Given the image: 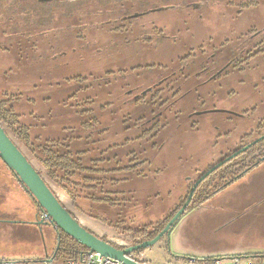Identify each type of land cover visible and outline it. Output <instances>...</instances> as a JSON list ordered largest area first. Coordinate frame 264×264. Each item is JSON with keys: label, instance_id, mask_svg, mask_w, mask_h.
Instances as JSON below:
<instances>
[{"label": "rangeland", "instance_id": "1", "mask_svg": "<svg viewBox=\"0 0 264 264\" xmlns=\"http://www.w3.org/2000/svg\"><path fill=\"white\" fill-rule=\"evenodd\" d=\"M30 1L20 0L18 7L17 1L0 0V101L9 102V107L21 116V124L29 127L31 138L68 139L72 153L87 150L83 165H89L98 156V146L83 138L81 124L87 117L80 115L84 106L76 105L91 98V110L104 125L120 121L128 113L135 119L146 111L145 118L149 119L151 108L124 106L125 94L137 95L168 75L162 71L134 73L106 87H98L93 80L110 71L129 70L137 64L169 69L177 60L189 55L197 60L189 67L188 76L204 71L199 80L205 81L208 78L206 66L208 70L212 55L216 57L210 71H218L215 76L223 72L219 81L200 88L199 96L194 92L198 83L193 79L182 86V92L188 94L172 113L184 115H179L178 121L163 130L158 143L156 141L157 149L138 147L142 158L151 162L146 178H130L115 188L130 200L123 210L78 200L81 212L112 222L103 225L111 233L110 243L122 248L133 246L130 234L125 232L127 228L137 230L168 216L184 202L200 173L264 134L261 123L264 122V58H252L243 72L229 74L226 70L229 60L239 61L244 58L242 52L259 43L264 46V0H253L256 6L241 12L236 5L249 0H77L66 5L35 1L31 4ZM30 8L35 12L46 11L49 23L39 20L40 16L34 17L28 12ZM126 15L139 17L130 22L125 32H115L124 26L122 18ZM225 74L229 75L224 77ZM75 76L89 78V81L82 85L66 81ZM90 85L92 87L85 92L84 88ZM212 91L214 96L207 99L206 114L193 117L192 112L203 109L196 99L203 100ZM71 96L75 99H69ZM106 104L113 105L114 110L109 111L107 107L100 111ZM165 116L167 118L168 114ZM126 120V125L131 126L132 120ZM111 132L103 136L99 148L121 143L131 136L125 134L121 126L115 138L111 137ZM11 137L42 173L52 191L60 196L62 190L47 179L34 157ZM131 150H134L132 145L119 154L123 163ZM213 184L219 186L222 182L215 180ZM205 191L211 193L212 186ZM29 206L22 197L13 196V188L3 179L0 170V261L27 253L38 255L41 248L49 258L57 248V234L52 227L38 226L34 220L28 222L32 219L28 215ZM34 206L37 222L40 215L37 217L35 203ZM67 208L77 218L85 216L73 207ZM116 215L124 220L117 229L112 227L117 225ZM233 234L231 230L221 231L218 237L206 238V246L218 244L234 249L227 255L237 250L252 251L238 259L220 257L222 264H264L262 259L243 258L261 256L253 251L255 246L264 243V228L251 227L243 233L252 234L251 240L259 238L260 244L243 242L237 237L232 242ZM142 255L148 264L169 261L173 264L177 256L169 237L143 251ZM133 258L137 262L142 260L139 256Z\"/></svg>", "mask_w": 264, "mask_h": 264}, {"label": "trees", "instance_id": "2", "mask_svg": "<svg viewBox=\"0 0 264 264\" xmlns=\"http://www.w3.org/2000/svg\"><path fill=\"white\" fill-rule=\"evenodd\" d=\"M7 1H14V2L17 1L18 7H20L21 5L19 3L20 0H7ZM32 1L38 3L36 0H32ZM32 1H30V3L34 4V2ZM76 1L77 0H66V1H52V2L58 5H63V4L66 5L68 3H76ZM255 6L256 3L253 2V0H249L243 4L236 5V7L239 9L240 12ZM27 7H29V5ZM25 9L26 8H23V10ZM18 10H21V8H19ZM18 10H16V12ZM28 12H31L34 15V17L40 16L39 20L46 21V23H49V14L46 13V11L43 12L38 10L35 12L32 8H30V11L28 10ZM137 17L139 16L126 15L125 18H122V22L124 23L123 24L124 26L114 31L125 32L124 29L127 28V26L130 25V22ZM143 35L145 36L146 34ZM145 43L146 42L144 40L143 44ZM262 44L263 43L261 44L259 43L250 50H246L245 53L242 52L244 54V58L239 61L233 60L232 62V60H229L230 66L227 67L226 69L229 71V74L233 72H243L244 66H248V62L252 58H256V57L264 58V46H262ZM230 54L232 55L231 52ZM215 57H216L215 55H212L211 57V59L213 58L212 62L210 64H207L209 67L208 70L206 66V74H208V78H206L205 81L199 80V77L203 76L204 71L200 72L197 75L195 74L194 76H190V75H189L190 77L188 76L187 72L190 69L189 67L196 64L195 60H197L196 57L191 59L190 55L186 56L183 59L177 60L176 65L169 69L168 68L164 69L162 68V66L153 67V65L145 66V67H136V68L133 67L129 70H119L116 72L110 71L105 73L104 74L105 76H103L102 78L93 80L92 82L96 83L98 87L101 86L106 87L112 81L116 79L126 80L125 77L133 75L134 73L145 74L147 72L151 73V72L162 71L163 73L166 72V74L168 75L164 79V80L167 79L166 81L161 80V82L156 83L153 87L143 90L141 93L137 95L133 96L131 92H127L125 94L127 100L123 103V105L124 106L130 104L135 106L146 105L147 107H150L151 111L149 112V114L150 113L151 114L149 119L145 118L146 111L135 119L130 117V114L128 113L127 115H123L120 121H115V122H111L110 124L104 125L100 122L98 116H96L95 113H93V111L91 110V106H93V101L91 98H87L85 101L82 102L81 105H76V107L81 106V108L84 106L83 108L85 109L80 111V115L87 117V119L81 124V128L84 131L83 138L85 139V141L90 140V142H92L93 145L97 144L98 146L97 147L98 156L95 159H92L90 164L87 166L83 165L82 159L88 153V151L83 150L75 154L72 153L70 151V146H69L70 140L47 139L42 141L39 137L31 138L29 134V130H30L29 127L21 124L20 121L21 116L19 114H16L11 106L9 107L10 103L7 101H0V127L3 128L6 135L11 139V141L15 144L18 150H20V152L25 156V158L30 164H32L31 161L22 152L20 147L13 141L11 135L34 157V159L40 165L41 169L44 171L47 179L62 190V193L66 195V197L70 200L71 205L75 210H77L80 213H83L88 218H91L103 225L108 226V224L111 225L112 222L108 221L107 219H104V217L98 218L92 216L89 212L86 211L81 212L83 209L81 206L78 205V200L79 199L85 200L95 205L97 204L105 205L106 207L112 209L123 210V208L127 206L130 200L126 198L123 192H120L115 188L120 183L124 181H128L130 178H141V179L146 178L147 176L146 173L149 172V168L151 166V162L148 159L142 158L141 155L142 152L140 151L141 149H139L138 147H143L144 149H150V150L157 149L156 148L157 147L156 144L158 143L157 140L160 138V135L163 133V130H165L174 121H178L180 118L179 115H184L179 112L172 113V110L188 94L187 92L186 93L182 92L183 90L182 86L185 85L187 82H189V80L193 79L195 82L198 83L194 89V92L196 93V96H199L200 93L197 92L200 88L207 85L209 82H217L221 79L223 72H221V75L215 76L216 72L218 71L215 72L210 71V66L214 65ZM121 62L126 63V61L123 60ZM113 63H115V61ZM202 65L205 66V64ZM229 74H225L224 77H227ZM66 81L68 83L74 82L78 85H82L85 84L87 81H89V78H84L82 76H75V77H71L70 79H66ZM91 87L92 85L85 87L84 88L85 92H87ZM209 96L210 97L214 96V91L206 94L205 97L202 98L203 100H200L199 97L196 99L201 103L200 105L203 107V109H200L196 112L195 111L192 112L193 117H197L198 114L199 115L206 114V102L207 99L210 98ZM73 98L74 96L69 97V99H73ZM15 101H17V98L15 99ZM107 107H109L108 108L109 111L114 110L113 105L111 106V104H106L105 106H103V108H101L100 111L104 110V108ZM165 114H168L167 118ZM171 114L172 117L169 118ZM126 118L128 120H132L131 126L126 125L127 123ZM261 123L264 124V122ZM120 126L122 128V131L125 132V134L127 133L131 134V136H129L130 138L124 139L121 143H113L111 145H107L105 148H99L101 142L103 141V136L111 132L110 129H112L113 133L111 132L112 135L111 137L115 138L117 136L118 129H120ZM262 135L257 136L254 140H256ZM245 138H248V136ZM254 140H252L251 142H253ZM247 144H245L244 146H246ZM130 145H132L134 150L127 152L126 155L127 161L123 163L122 160L119 158V154L125 151V149L128 148ZM224 158H226V156ZM224 158H222L219 162H221ZM263 161H264V140L256 144L252 148H250L245 153L229 161L228 163L220 167L217 171L209 175L195 190L191 202L189 203V206L187 207L185 213L201 205L205 200L209 199L218 191L224 189L225 187L237 181L239 178H241L243 175H245L246 173L257 167ZM32 166L36 170L38 175L43 179V181L48 186V188L51 190L53 195L56 197V195L54 194V192L52 191V189L44 179L42 173L39 172L34 167L33 164ZM209 169L204 170L202 173H200L199 177H201ZM12 175L17 180L20 187L25 192H27L24 186L18 181L17 177L13 173ZM215 180L218 182L219 181L222 182V184L219 186L214 185L213 182ZM211 186H212V192L207 193L205 189H210ZM32 200L36 204L33 198ZM183 203L168 216H166L165 218H163L162 220L156 223L145 225L137 230H132L127 228L125 232L130 234L132 238V242H131L132 245L133 246L138 245L144 241H150L154 239L165 228V226L168 224L171 218L181 208ZM36 207H37V217H38L42 213V211L38 208L37 204ZM69 213L76 220L75 216L71 212ZM118 216L119 215H116L117 225H112V227H114L115 229H117L116 227L118 226V224L120 225L123 224L124 222V220L118 219L117 218ZM39 220H37V222H39ZM59 234H60L59 240L56 239L58 249L54 250L53 254L55 253V257L53 258L50 264H67L69 261H74L77 258H79L82 254L88 252V250L85 247L78 244L74 240L70 239L63 233L59 232ZM99 238L105 242H108V240L104 237H99ZM110 244L117 249H122V247H118L115 244L112 243ZM142 252L143 251L136 252L132 256L135 255L138 257L142 254ZM52 255L49 258H51ZM262 256H251V257L248 256L243 258L264 260V255ZM217 261L218 260L209 259V260L200 261V263L213 264V262H217ZM175 262L180 263V261L176 258H175ZM21 264H31V263H21ZM34 264H41V262H36Z\"/></svg>", "mask_w": 264, "mask_h": 264}, {"label": "crops", "instance_id": "3", "mask_svg": "<svg viewBox=\"0 0 264 264\" xmlns=\"http://www.w3.org/2000/svg\"><path fill=\"white\" fill-rule=\"evenodd\" d=\"M0 170L3 179L13 188V196L16 198L22 197L26 203L30 204L28 215H31L32 219L28 222L35 221L36 223V209L32 198L20 187L10 170L1 160ZM55 195L62 206L69 211L67 207H72V205L66 195L62 193L60 196ZM75 218L86 230L98 237H107L108 239H106L110 242L109 236L111 233L107 229H104L103 224L86 216ZM259 226L264 228V161L180 218L169 235L174 253L177 255L174 259H178L180 263H186L187 259H193L196 262L210 259L218 260L220 262L219 264H222L219 259L220 257H230L229 259L234 257L235 259L241 258V256L247 254L246 252L252 253V251L237 250L236 253L227 255L228 252L234 249L225 246L219 247L218 244L206 246V238L211 236L218 237L221 231L227 229L234 233L233 237H231L232 242L237 237L243 242L253 241L260 244L261 241L259 238L251 240L249 238L252 234H243L246 229L251 230V227ZM263 244L261 243L255 246V251L253 252L262 256L264 254V247H261L264 246ZM43 249L41 248V252L38 255L35 253H31V255L27 253L11 258L8 257V259H1L0 264H33L46 261L49 258L46 250ZM139 257L142 260L138 261V263L148 264L143 261L142 254ZM133 260L135 261L134 258ZM165 264H171V261L165 262Z\"/></svg>", "mask_w": 264, "mask_h": 264}, {"label": "water", "instance_id": "4", "mask_svg": "<svg viewBox=\"0 0 264 264\" xmlns=\"http://www.w3.org/2000/svg\"><path fill=\"white\" fill-rule=\"evenodd\" d=\"M38 3H47L52 1H66V0H36ZM264 140V135L260 136L253 142L247 144L238 151L232 153L224 158L221 162L212 166L207 172L199 177L192 188L190 189L187 198L181 208L171 218L165 228L152 240L144 241L141 244L117 249L110 243L101 240L98 236L87 231L82 227L77 220H75L70 213L60 204L58 199L53 195L51 190L45 184L43 179L38 175L25 156L18 150L11 139L6 135L3 128L0 127V160L13 173L18 181L24 186L25 190L31 198H33L38 208L45 214L48 222H36L38 226L44 224L52 227L57 234L59 240V232L63 233L70 239L85 247L89 253H98L101 257H105L120 264H145L138 263L132 259V255L139 251H145L156 245L162 238L169 237L171 230L184 215L193 194L197 187L212 173L217 171L220 167L235 159L237 156L245 153L250 148ZM58 249V246L56 250ZM55 257V253L51 258L41 262V264H50ZM263 257V256H262ZM174 264H203L200 261L187 259L186 263Z\"/></svg>", "mask_w": 264, "mask_h": 264}, {"label": "built area", "instance_id": "5", "mask_svg": "<svg viewBox=\"0 0 264 264\" xmlns=\"http://www.w3.org/2000/svg\"><path fill=\"white\" fill-rule=\"evenodd\" d=\"M40 220L43 222H48L45 214H40ZM238 262V261H236ZM220 262H213V264H219ZM67 264H120L117 261L101 257L98 253H89L86 252L82 254L79 258L74 261H69Z\"/></svg>", "mask_w": 264, "mask_h": 264}, {"label": "flooded vegetation", "instance_id": "6", "mask_svg": "<svg viewBox=\"0 0 264 264\" xmlns=\"http://www.w3.org/2000/svg\"><path fill=\"white\" fill-rule=\"evenodd\" d=\"M126 64H128V63H125V65H126ZM140 66H141V65H138V64H137V65L135 66V68H136V67H140ZM129 68H130V67H129ZM131 68H133V67H131ZM131 68H130V69H131ZM195 181H196V180H195ZM195 181H194V183H195ZM194 183H193V184H194ZM193 184H192V186H193ZM192 186H191V188H192ZM191 188H190V189H191Z\"/></svg>", "mask_w": 264, "mask_h": 264}]
</instances>
